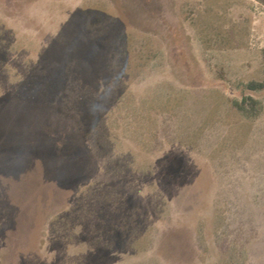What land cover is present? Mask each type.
<instances>
[{"label":"rangeland","instance_id":"obj_1","mask_svg":"<svg viewBox=\"0 0 264 264\" xmlns=\"http://www.w3.org/2000/svg\"><path fill=\"white\" fill-rule=\"evenodd\" d=\"M250 83L264 0H0V264H264Z\"/></svg>","mask_w":264,"mask_h":264},{"label":"trees","instance_id":"obj_2","mask_svg":"<svg viewBox=\"0 0 264 264\" xmlns=\"http://www.w3.org/2000/svg\"><path fill=\"white\" fill-rule=\"evenodd\" d=\"M264 88V85L263 84H259V83H250L249 85H248V89H250V90H259V89H263ZM248 99H246L245 100V102L243 103V106H240V110L241 111H245V108H244V106L246 105V101H247ZM251 101L253 102L254 100H252L251 99Z\"/></svg>","mask_w":264,"mask_h":264}]
</instances>
